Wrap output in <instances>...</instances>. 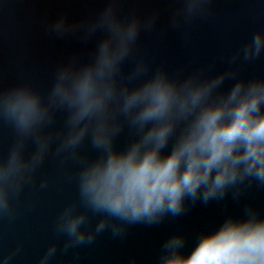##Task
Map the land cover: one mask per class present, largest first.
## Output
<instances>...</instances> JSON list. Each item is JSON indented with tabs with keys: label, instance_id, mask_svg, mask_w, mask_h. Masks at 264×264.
Segmentation results:
<instances>
[{
	"label": "clouds",
	"instance_id": "1",
	"mask_svg": "<svg viewBox=\"0 0 264 264\" xmlns=\"http://www.w3.org/2000/svg\"><path fill=\"white\" fill-rule=\"evenodd\" d=\"M178 2L168 26L180 33L206 18L213 0ZM119 3L105 0L95 16H61L47 26L57 38L102 37L87 60L73 55L59 63L47 89L0 79V128L11 133L0 151V221L16 219V202L53 157L76 166L77 197L57 215L54 239L36 264L58 257L75 264L76 250L105 233L124 240L134 226H158L212 203L225 208L217 224L195 233L190 249L185 233L168 235L148 264H264V210L247 196L264 190V77L238 70L264 54V29L222 71L173 73L137 55L141 33L155 30L158 15H121ZM48 186L40 179L41 191ZM21 250L0 254V264H12Z\"/></svg>",
	"mask_w": 264,
	"mask_h": 264
},
{
	"label": "water",
	"instance_id": "2",
	"mask_svg": "<svg viewBox=\"0 0 264 264\" xmlns=\"http://www.w3.org/2000/svg\"><path fill=\"white\" fill-rule=\"evenodd\" d=\"M105 6V0H0L3 84L26 80L45 90L59 63L73 55L87 60L102 38L100 34L88 41L71 35L57 38L47 31V26L61 16L78 22L95 16ZM118 7L121 15H158L155 30L141 33L137 55L148 59L153 68L163 64L173 73L183 70L187 74L200 67L210 68L213 73L222 71L251 35L264 29V0H213L210 14L183 25L180 33L168 26L172 13L181 7L178 0H121ZM181 33H186V38ZM238 70L245 78L264 77V54L255 61L239 64ZM61 123L62 117L58 118V126ZM0 137V151L6 152L11 133L6 127L0 128ZM126 140L127 136H122L120 143ZM75 167L71 162L62 166L56 158L49 157L37 172L35 186L26 187L16 202V219L0 221V254L17 246L22 249L12 264H36L54 239L57 215L77 197ZM45 177L49 186L41 191L39 181ZM247 196L264 210V190H251ZM228 210L238 213L240 209L230 205ZM224 212L222 204L197 205L176 220L153 227L134 226L124 240L105 233L92 246L76 250L75 264H127L131 257L136 258L137 264H148L158 257L160 245L168 235L185 233L190 249L194 234L217 224ZM65 259L58 257L52 264H64Z\"/></svg>",
	"mask_w": 264,
	"mask_h": 264
}]
</instances>
